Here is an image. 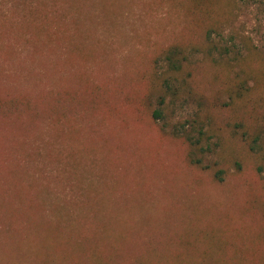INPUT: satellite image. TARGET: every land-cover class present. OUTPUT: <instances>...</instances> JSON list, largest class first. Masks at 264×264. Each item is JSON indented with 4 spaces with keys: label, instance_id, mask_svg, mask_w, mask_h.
<instances>
[{
    "label": "rangeland",
    "instance_id": "1",
    "mask_svg": "<svg viewBox=\"0 0 264 264\" xmlns=\"http://www.w3.org/2000/svg\"><path fill=\"white\" fill-rule=\"evenodd\" d=\"M205 8L0 0V100L27 97L40 113H0V264H264V147L234 133L224 92L239 54L264 65L263 17L232 0L222 17ZM174 44L195 78L180 114L220 141L212 170L189 163L175 120L150 117L146 76Z\"/></svg>",
    "mask_w": 264,
    "mask_h": 264
},
{
    "label": "trees",
    "instance_id": "2",
    "mask_svg": "<svg viewBox=\"0 0 264 264\" xmlns=\"http://www.w3.org/2000/svg\"><path fill=\"white\" fill-rule=\"evenodd\" d=\"M223 1L208 0L210 9L205 8L203 11L206 15L214 14L222 17L223 15H219L216 11L226 6L227 0L225 4ZM232 1L238 7L240 4L246 8H253L263 17L264 22V0ZM211 34L212 30H207L205 38L210 40ZM186 48L185 45L174 44L159 51L154 58L152 69L146 76L150 92L158 94L156 107L151 111L150 117L156 122L175 120L176 122L172 124L173 133L182 138L188 146L189 163L201 170H209V168L212 170L218 164L214 162L212 165L209 163L204 165L203 161L208 156L217 155L220 141L219 143L214 141L215 139L218 140V137L212 133L211 128L198 115L192 114L186 119L180 114L184 112V107L190 98L188 94L194 95V89L191 85L195 82V78L192 70L190 69L185 73V66L189 63ZM250 59L253 58L245 51L233 59V62L228 63L229 68L238 67L239 70L233 80L234 83L228 85L224 92L229 98V107L227 105L226 107L234 116H240V121L233 125L234 133L245 142L249 152L257 153L264 147V65L262 62L255 63V61L252 64ZM249 81L253 82V87ZM252 91H254V95ZM251 103L259 104L262 112L252 114L249 110ZM51 105L57 109V102L54 103V100ZM36 110V106L31 105L27 97L0 100V113L7 112L20 115L24 112V114L28 113L32 117H37L40 113L35 112ZM252 110L256 111L253 108ZM54 118L55 120L58 119L53 114V120ZM257 171L260 172V169ZM223 175H225L224 171L218 168L214 171L213 177L218 182H222L224 180Z\"/></svg>",
    "mask_w": 264,
    "mask_h": 264
}]
</instances>
